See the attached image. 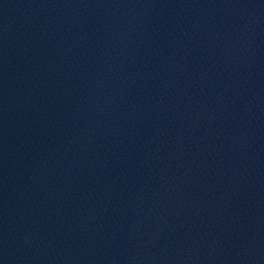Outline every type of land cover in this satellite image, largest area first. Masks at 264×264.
<instances>
[{"label":"water","instance_id":"obj_1","mask_svg":"<svg viewBox=\"0 0 264 264\" xmlns=\"http://www.w3.org/2000/svg\"><path fill=\"white\" fill-rule=\"evenodd\" d=\"M0 12L264 203V0H0Z\"/></svg>","mask_w":264,"mask_h":264}]
</instances>
